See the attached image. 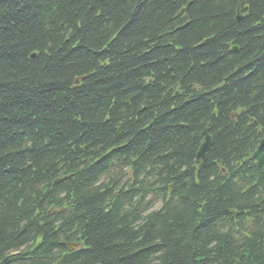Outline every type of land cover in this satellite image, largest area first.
<instances>
[{"label":"trees","instance_id":"trees-1","mask_svg":"<svg viewBox=\"0 0 264 264\" xmlns=\"http://www.w3.org/2000/svg\"><path fill=\"white\" fill-rule=\"evenodd\" d=\"M261 138L264 0H0V264H264Z\"/></svg>","mask_w":264,"mask_h":264},{"label":"water","instance_id":"water-1","mask_svg":"<svg viewBox=\"0 0 264 264\" xmlns=\"http://www.w3.org/2000/svg\"><path fill=\"white\" fill-rule=\"evenodd\" d=\"M242 18L239 17V12L236 13V21H240ZM178 96V93L176 94ZM203 142L197 150L196 158L204 163L206 160V154L211 147V138L207 135V130L205 129L201 133ZM249 161L255 160L256 166L259 168H264V139L259 141V145L255 152H253L249 157Z\"/></svg>","mask_w":264,"mask_h":264},{"label":"bare ground","instance_id":"bare-ground-1","mask_svg":"<svg viewBox=\"0 0 264 264\" xmlns=\"http://www.w3.org/2000/svg\"><path fill=\"white\" fill-rule=\"evenodd\" d=\"M178 90H179V85L176 84L175 87H174L173 94H172V96H171L172 99L175 98V96H176ZM205 129L208 130L207 128H205ZM205 129H204V130H205ZM204 130H203V131H204ZM203 131H202V132H203Z\"/></svg>","mask_w":264,"mask_h":264}]
</instances>
